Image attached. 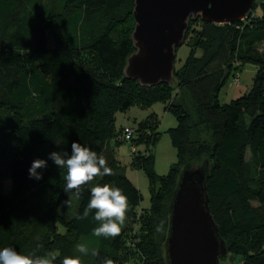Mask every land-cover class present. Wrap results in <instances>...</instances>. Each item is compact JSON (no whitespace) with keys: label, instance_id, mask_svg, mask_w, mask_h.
<instances>
[{"label":"trees","instance_id":"16d2710c","mask_svg":"<svg viewBox=\"0 0 264 264\" xmlns=\"http://www.w3.org/2000/svg\"><path fill=\"white\" fill-rule=\"evenodd\" d=\"M257 1L236 24L189 21L185 39L193 24L200 31L172 83L189 96L193 115L177 98L170 101L172 83L148 88L124 76L135 52L134 0H0V248L53 251L55 264L65 256H80L82 264H167L163 246L179 174L185 166L206 164L209 210L227 254L237 264H264V2ZM245 65L257 69L251 88L221 104V90ZM156 103L177 123L166 132L177 161L164 177L156 174L150 152L161 134L156 115L130 127L128 142L125 127L115 129L117 113ZM72 142L104 156L113 169L95 183H110L128 197L127 221L115 240L92 236L98 226L93 213L76 219L90 186L74 199L64 191L65 170L48 159L54 151L70 154ZM122 144L134 148L129 167L148 182L150 205L139 212L142 196L116 159ZM36 159L47 161L37 170L39 181L28 174ZM78 243L98 256L77 253Z\"/></svg>","mask_w":264,"mask_h":264},{"label":"water","instance_id":"95a60500","mask_svg":"<svg viewBox=\"0 0 264 264\" xmlns=\"http://www.w3.org/2000/svg\"><path fill=\"white\" fill-rule=\"evenodd\" d=\"M255 0H134L131 34L135 50L126 60L124 76L142 87L170 84L176 50L185 41L189 21L225 25L243 21ZM208 167L185 166L169 204L163 246L167 264H219L227 254L209 210Z\"/></svg>","mask_w":264,"mask_h":264},{"label":"clouds","instance_id":"9594fccd","mask_svg":"<svg viewBox=\"0 0 264 264\" xmlns=\"http://www.w3.org/2000/svg\"><path fill=\"white\" fill-rule=\"evenodd\" d=\"M69 152H51L48 159L53 161L58 169L65 170V192H71L73 198L79 200L86 186H90V197L82 214L77 220H85L93 213L97 227L92 230V236L98 239L115 240L121 235L127 221L129 211L128 197L123 190L110 183H95L97 178L114 175L108 166L106 158L98 155L91 148L78 142H72ZM47 167V161L36 159L28 169L30 179L37 181L43 178L37 170ZM68 206V201L65 202ZM75 251L82 256H98L97 249H90L87 243H78ZM58 253L49 251L44 255L22 254L12 247L0 248V264H55ZM61 264H82L80 256H65ZM103 264H113L111 259H105Z\"/></svg>","mask_w":264,"mask_h":264},{"label":"rangeland","instance_id":"374dc122","mask_svg":"<svg viewBox=\"0 0 264 264\" xmlns=\"http://www.w3.org/2000/svg\"><path fill=\"white\" fill-rule=\"evenodd\" d=\"M46 1V0H45ZM51 2L52 0H48ZM261 1V0H259ZM259 1H257L259 3ZM264 2V0L262 1ZM258 12V11H257ZM197 31H200V24L195 23L190 26L189 32L186 36V39L181 47L176 51V57L174 62V68L178 70L185 59L188 56L191 45L194 43L197 37ZM50 42V40H49ZM51 46V42H50ZM90 65H94L92 61L88 62ZM256 67L253 65H245L242 67L240 72L237 73L230 79L226 86L221 90L219 94V101L221 104H229L232 100H235L240 95L248 91L252 86V81L256 73ZM173 81V79H172ZM172 83V82H171ZM172 88L174 89L170 101L177 98V101L184 103L187 106V109L194 115L192 103L189 96L185 92L179 93L176 90V83H172ZM179 93V94H178ZM175 97V98H174ZM183 100V101H182ZM176 101V102H177ZM156 115L158 123V132L160 134V139L156 146L150 151L155 157V166L154 170L158 176H166L171 166H173L176 161V150L172 147L170 138L166 133L168 129L174 128L177 126L174 116L165 110V105L162 103H156L150 108L141 109L138 107H132L126 112L117 113L115 116V129L118 130L120 127H133L135 128L137 123L146 119L150 115ZM193 136V135H192ZM211 137V134L207 136ZM201 138H205L202 134ZM138 151L144 152V148L138 147ZM116 159L120 163V166L125 170V176L127 179L139 190L142 201L136 210L137 212L140 209L149 208V192H148V182L143 172L131 170L129 167L131 161V148L128 144H122L118 146L115 150ZM136 152V151H135ZM246 161H250L249 152L246 153ZM3 191L6 192L9 188V181L5 180L2 183ZM256 206V204H253ZM261 217L264 216V208L259 212ZM219 264H237V260L231 254H227L225 257L221 258Z\"/></svg>","mask_w":264,"mask_h":264},{"label":"built area","instance_id":"2783aa9c","mask_svg":"<svg viewBox=\"0 0 264 264\" xmlns=\"http://www.w3.org/2000/svg\"><path fill=\"white\" fill-rule=\"evenodd\" d=\"M133 129L130 128V127H125L124 130H123V134H124V140L125 141H130L131 139H133ZM131 151L133 152L134 151V148H131Z\"/></svg>","mask_w":264,"mask_h":264},{"label":"crops","instance_id":"0c3cea01","mask_svg":"<svg viewBox=\"0 0 264 264\" xmlns=\"http://www.w3.org/2000/svg\"><path fill=\"white\" fill-rule=\"evenodd\" d=\"M240 96H241V95H240ZM240 96H239V97H240ZM237 98H238V97H237Z\"/></svg>","mask_w":264,"mask_h":264}]
</instances>
